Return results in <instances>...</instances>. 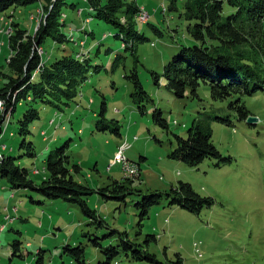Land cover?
Wrapping results in <instances>:
<instances>
[{
  "label": "rangeland",
  "instance_id": "374dc122",
  "mask_svg": "<svg viewBox=\"0 0 264 264\" xmlns=\"http://www.w3.org/2000/svg\"><path fill=\"white\" fill-rule=\"evenodd\" d=\"M79 1L80 6H86ZM136 2L150 16L146 22L141 20L140 13L138 15L139 30L148 40L137 45L136 55L125 50L123 42L114 37L117 29L112 25L98 19L87 24L86 10L81 17L77 9L65 8L68 18L64 32L69 33L72 27L80 42L87 38L85 46L78 43L66 45L70 50L76 48L79 52L89 53L91 67L77 101L65 106L63 111L41 102L32 103L39 109L41 118L33 123L28 140L35 143L38 155L35 158L23 156L19 162L33 169L32 177L40 181L46 173L45 158L72 139L70 154L73 162L82 167L77 178L91 187H103L114 179L126 177L120 164L110 165L116 154L115 146L123 140L120 145L131 147L124 153L132 162L133 173L140 169L136 165H141V174L133 175L136 178L133 179L134 186L141 195H131L123 203L105 199L98 193L92 194L88 203L105 220V225L101 226L91 224L90 218L78 206L62 199L44 198L29 189L13 192L3 180L0 186V227L5 224V231L0 232V264H79L65 247L76 248L81 244L85 247V264H98L105 259L103 249L117 244L118 235H111L113 229L125 231L136 240L140 219L136 202L142 194L169 190L171 184L180 180L190 182L200 194L212 196L215 204L196 215L169 205L164 198L151 208L149 218L143 221V234L136 241L145 243L147 234H155L157 240L150 241L148 249L161 261L175 260L177 254H181L184 264H264V91L243 98L251 113L258 117L257 122L248 123L237 119L236 113L228 108L229 100H213L210 86L204 82L198 88L199 97L194 98L189 92L185 98H177L166 87L165 80L157 85L151 70L163 72L164 66L182 45L196 43L188 31L190 22L183 15L186 0H177V10L169 9L171 0ZM38 8L39 2H35L0 12V69H8L9 34L13 22L34 35L45 15L43 7ZM225 12L230 14L233 8L226 4ZM85 27L94 34L86 35L82 30ZM61 47L60 43L48 41L44 45L45 58L49 54L60 57L67 53ZM39 52L42 53L41 48ZM96 66H99L98 70ZM133 70L138 71L145 90L154 100V103H148L144 114L130 97L133 83L127 75ZM104 98L106 118L119 120L122 137L112 130L118 127L113 122L109 123L112 129L97 130ZM28 107L23 102L11 116L9 127L1 138V143L8 147L6 154L19 157L23 153L19 149L22 137L18 134V120ZM155 107L163 110L169 124L167 131L154 123ZM210 114H230L234 121L231 126L212 121L213 142L223 155L234 158L233 164L216 168L214 160L205 159L198 166H190L171 159L169 154L175 147L173 133L187 137L193 122L207 119ZM5 148L0 145V157ZM141 156L145 159L142 160ZM35 169L41 174H35ZM31 196L42 202H32ZM5 207L9 209L5 210ZM15 230H21L22 234ZM15 239L23 241V258L13 256ZM196 243L200 245L202 257L198 255ZM40 257L42 263H39ZM112 264L145 263L131 261L122 253Z\"/></svg>",
  "mask_w": 264,
  "mask_h": 264
},
{
  "label": "trees",
  "instance_id": "16d2710c",
  "mask_svg": "<svg viewBox=\"0 0 264 264\" xmlns=\"http://www.w3.org/2000/svg\"><path fill=\"white\" fill-rule=\"evenodd\" d=\"M35 2H39V8L41 5L45 10L44 18L34 30V35L21 28L19 23L13 22L12 32L9 34L11 54L7 59L8 69H0V100L5 103L0 115V145L6 146L0 157V186L4 180L13 192L29 189L50 200L62 199L72 206H78L90 218L91 224L98 223L103 226L105 220L98 214L97 209L90 207L88 198L98 193L105 199L125 203L131 195H141L134 186L135 177L114 179L111 183L97 188L80 181L77 174L82 173V167L73 162L70 154L72 139L52 150L45 158L46 173L40 181L32 177L33 169L22 166L19 159L23 156L35 158L38 155L35 143L28 140V136L32 134L33 123L41 118L39 109L32 106V103L41 102L63 111L65 106L77 101L76 97L86 82L91 67L89 53L84 50L79 52L76 48L70 50L66 45L78 43L85 46L87 38L80 42L72 27L69 33L64 32L68 18L65 8L77 9L81 17L87 11V24L98 19L112 25L117 29L114 37L123 42L125 50L136 55L137 45L148 40L138 27L140 21L137 18L141 6L136 0H82L86 6H80L79 0H0V12L12 6H27ZM226 4L233 8L230 14L225 12ZM184 8L183 15L190 22L188 31L196 43L192 46L182 45L179 52L164 66L163 72L151 70L156 84L160 85L165 80L166 87L177 98H185L188 92L194 98L199 97L198 88L204 82L210 86L213 100H229L228 108L236 113L239 121L247 120L250 115L254 116L243 98L260 90L264 91V0H186ZM169 9L177 10V0H171ZM31 15L30 19L34 21ZM154 28L157 30L155 26ZM82 30L86 35L94 34L93 31H87L86 27ZM48 41L62 44L61 48L67 53L60 57L49 54L45 58L44 54L47 52L44 45ZM127 78L133 83L131 100L144 114L148 103H154V100L145 90L137 70H133ZM23 102L29 107L18 120V134L22 137L19 149L23 153L16 157L5 153L8 147L1 143V138L9 127L11 116ZM106 111L104 98L100 119L96 124L97 130L112 129L109 123L113 122L118 127L112 130L120 136L119 120L107 119ZM152 119L162 129H169L161 108H154ZM212 121L234 125L230 114H210L207 119L195 120L187 137L173 133L175 147L169 157L190 166H198L205 159L214 160L213 165L216 168L233 164L234 158L223 155L213 142ZM43 134L46 135L45 131ZM141 159L144 160L145 157L141 156ZM138 165L140 166L139 163ZM139 168L134 171V176L141 174V167ZM34 172L41 174L38 169ZM164 198L169 205L179 206L196 215L215 204L212 196L200 194L190 182L183 180L171 184L169 190L142 194V198L136 202L140 218L137 238L143 234V221L149 218L151 208L160 204ZM31 201L42 202L33 196ZM15 231L22 234L21 230ZM112 234L118 235L117 244L103 249L105 259L98 264H112L122 253L131 261L145 264H184L181 254H177L175 260L161 261L155 253L150 252L148 245L150 241L157 240L155 234H145V243L136 241L137 238L131 239L125 231L113 229ZM94 242L99 244L97 240ZM22 244L20 239L13 241V256L24 257ZM199 249L198 255L202 257L200 245ZM65 250L79 264H85L83 244L76 248H69L67 245ZM41 252L42 250L40 254ZM42 262L43 258L40 257L39 263Z\"/></svg>",
  "mask_w": 264,
  "mask_h": 264
},
{
  "label": "built area",
  "instance_id": "2783aa9c",
  "mask_svg": "<svg viewBox=\"0 0 264 264\" xmlns=\"http://www.w3.org/2000/svg\"><path fill=\"white\" fill-rule=\"evenodd\" d=\"M143 10H144V8L141 9L139 16L143 20H149L150 16H149L148 12L146 11L147 13H144ZM4 104L5 103L1 100L2 111L5 108ZM114 164H120L122 170L125 172L126 177L133 179V171L131 169V161L127 158V156L124 153L123 144L118 147L116 154H115V157L112 160L110 165H114ZM5 209L8 210L7 207ZM8 217H9V215L6 216L7 220H8ZM4 228H5V224L1 226L0 230L2 231V230H4ZM196 246H197V250H200L198 243H196Z\"/></svg>",
  "mask_w": 264,
  "mask_h": 264
},
{
  "label": "crops",
  "instance_id": "0c3cea01",
  "mask_svg": "<svg viewBox=\"0 0 264 264\" xmlns=\"http://www.w3.org/2000/svg\"><path fill=\"white\" fill-rule=\"evenodd\" d=\"M0 51H1V49H0ZM1 54H2V53H1ZM120 137H122V136L120 135ZM122 141H123V140H121L120 142H118L117 145L115 146V152L117 151L118 146L122 143ZM138 166H139V165H138ZM139 167H141V165H140ZM141 176H142V175H141ZM164 185H165V184H164ZM5 208H6V207H5ZM7 208H8V207H7ZM8 209H9V208H8ZM5 210H6V209H5ZM15 219H16V218H15ZM2 225H4V224H2ZM2 225H1V226H2ZM41 225H42V223H39V226H41ZM0 228H1V227H0ZM4 231H5V228H4ZM4 231H1V230H0V232H4ZM28 245H29V244H28Z\"/></svg>",
  "mask_w": 264,
  "mask_h": 264
},
{
  "label": "water",
  "instance_id": "95a60500",
  "mask_svg": "<svg viewBox=\"0 0 264 264\" xmlns=\"http://www.w3.org/2000/svg\"><path fill=\"white\" fill-rule=\"evenodd\" d=\"M258 121V117L256 116H253V115H250L248 118H247V122L248 123H255Z\"/></svg>",
  "mask_w": 264,
  "mask_h": 264
},
{
  "label": "bare ground",
  "instance_id": "6f19581e",
  "mask_svg": "<svg viewBox=\"0 0 264 264\" xmlns=\"http://www.w3.org/2000/svg\"><path fill=\"white\" fill-rule=\"evenodd\" d=\"M140 17V16H139ZM34 18V17H33ZM141 18V17H140ZM141 20H143V19H141ZM146 22L148 21V20H145ZM144 21V22H145ZM0 110H2V106H1V102H0ZM127 144V143H126ZM123 147H124V152L126 151V150H128V149H130L131 147L129 146L128 148H125V146L123 145ZM134 164V163H133ZM135 165V164H134ZM137 167H138V165H136ZM131 169H132V162H131ZM8 219H9V217H8ZM8 221V220H7Z\"/></svg>",
  "mask_w": 264,
  "mask_h": 264
}]
</instances>
